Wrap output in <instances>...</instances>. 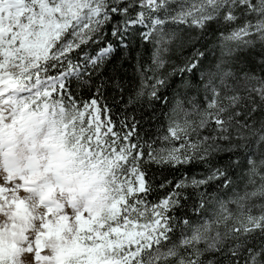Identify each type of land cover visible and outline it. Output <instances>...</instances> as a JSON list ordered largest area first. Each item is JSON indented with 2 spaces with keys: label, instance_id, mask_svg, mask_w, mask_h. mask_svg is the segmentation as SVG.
Segmentation results:
<instances>
[{
  "label": "snow or ice",
  "instance_id": "snow-or-ice-1",
  "mask_svg": "<svg viewBox=\"0 0 264 264\" xmlns=\"http://www.w3.org/2000/svg\"><path fill=\"white\" fill-rule=\"evenodd\" d=\"M0 264H264V0H0Z\"/></svg>",
  "mask_w": 264,
  "mask_h": 264
},
{
  "label": "trees",
  "instance_id": "trees-1",
  "mask_svg": "<svg viewBox=\"0 0 264 264\" xmlns=\"http://www.w3.org/2000/svg\"><path fill=\"white\" fill-rule=\"evenodd\" d=\"M177 56H179L180 60L184 59V55H181L180 53H176ZM212 54L209 53V58H211ZM173 63H176L175 60H173ZM177 79H179V77H177ZM171 91H169L167 93V95H171ZM81 99H87V97H81ZM110 104H112L111 99H109L108 101ZM117 105H119V110L117 109ZM164 105L163 103H160L157 106V115H159V112L161 110H163ZM112 110H113V119L116 120L117 122H119L121 119L125 118V115H127V119L129 121L132 120L133 115L135 116V119L138 121H141V116L143 115V120L141 121V127H142V131H141V136L144 135L145 132H155L156 131V119L153 118L151 122H149V115L151 114V110L149 108H146L144 110V113H142L141 111H136L134 114L132 112H125V106L120 103L119 99H117L116 104H112ZM198 174H202V172H198ZM171 178V177H169ZM159 179V177L157 178Z\"/></svg>",
  "mask_w": 264,
  "mask_h": 264
}]
</instances>
